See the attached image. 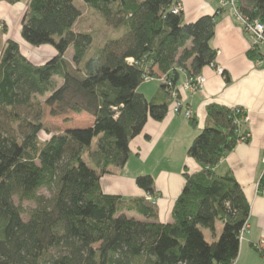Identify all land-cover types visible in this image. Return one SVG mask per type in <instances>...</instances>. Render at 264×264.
<instances>
[{"label":"trees","instance_id":"16d2710c","mask_svg":"<svg viewBox=\"0 0 264 264\" xmlns=\"http://www.w3.org/2000/svg\"><path fill=\"white\" fill-rule=\"evenodd\" d=\"M81 1L122 29L120 37L100 47L91 32L77 31L74 0H27L21 42L7 37L0 47V264H233L250 205L233 175L214 168L241 136L249 139L242 108L206 107L207 125L187 149L200 170L184 173L170 222L156 220L151 175L136 178L146 197L106 194L100 185L125 166L147 120L165 117L182 73L194 82L215 60L210 41L224 6L186 22L182 10L172 12L175 0ZM235 4L264 25V0ZM22 42L52 46L55 54L36 63ZM259 46L249 57H262ZM144 81L159 83L153 98L138 90ZM46 108L52 116L85 112L93 121L60 130L45 122ZM189 121L197 126L193 115ZM43 188L49 196L39 193ZM258 189L264 191V171ZM14 198L34 203L26 219ZM204 229L214 239L207 241ZM253 248L264 259V248Z\"/></svg>","mask_w":264,"mask_h":264},{"label":"crops","instance_id":"0c3cea01","mask_svg":"<svg viewBox=\"0 0 264 264\" xmlns=\"http://www.w3.org/2000/svg\"><path fill=\"white\" fill-rule=\"evenodd\" d=\"M175 1L181 5L186 22L223 8L219 0ZM0 5L10 6L6 2H0ZM22 8L23 6L17 9L21 11ZM12 38L21 42L19 30ZM24 45L27 48L22 42V46ZM210 45L215 49L216 56L212 62L213 67L207 65L201 70V75L205 78L203 87L197 90L181 89L186 80L182 73L177 85L183 102L181 112L174 113L169 105L162 120L149 118L141 133L131 140V153L125 166L105 174L100 179V185L106 194L125 198L146 197V193L137 186L136 178L142 174L151 175L154 180L156 220L170 222L174 203L185 184L184 173L200 170L199 164L188 157L187 149L207 125L206 107L215 103L242 108L248 114L245 128L249 139L239 141L215 166L214 171L217 175L231 173L242 187L250 205L248 232L240 241L239 253L233 264H264V259L253 248V245L264 248V192L261 193L258 189V182L264 171V45L256 50V53L262 55L261 58L249 57L252 40L229 10H223L219 14ZM41 47L45 48L47 54L45 61L54 56L52 46ZM215 66H220L222 73H217ZM158 87L159 85L148 95L140 92L150 99L158 93ZM186 109L191 110L196 118V127L184 116ZM135 216L141 218L139 215Z\"/></svg>","mask_w":264,"mask_h":264},{"label":"rangeland","instance_id":"374dc122","mask_svg":"<svg viewBox=\"0 0 264 264\" xmlns=\"http://www.w3.org/2000/svg\"><path fill=\"white\" fill-rule=\"evenodd\" d=\"M26 1L27 0H22L20 1V3H18V5L17 4L10 5V6L0 5L2 7V9H0V14H1L0 16H3V17H0V47L4 44V41H3L4 39L10 36L13 37V35H17V32L20 29V21H21V18L25 10ZM74 4L81 10V16L75 24V29L77 31L91 32L93 34L96 46L102 47L106 40L111 39V38L120 37V34H122L123 32L122 29L114 30L113 28H111L108 24L105 23V21L102 19V17L98 13H96L93 9L87 7L81 0H74ZM22 6H23L22 10L18 11L17 8L22 7ZM224 8H226L224 10H229L228 6H224ZM4 22L6 26L4 25ZM4 27H7L8 33L4 31ZM23 53L26 54V56H28L30 60L36 63L44 62L46 59V55H47L44 47H31L29 45H27V48L23 49ZM65 56L68 60H71V57H72L71 49H69L66 52ZM55 79H56L55 80L56 83L60 82L57 78ZM149 80H156V79L150 78ZM158 85L159 84L155 81H150V82L144 81L140 85L139 91H143L148 95V93H151L152 91H154ZM39 100L40 102H42L43 97H39ZM44 119L46 123L52 126H57L60 130H64L66 128L88 127L89 125H91V122H92V117L85 112H83L82 114L67 112L64 115L52 116L50 115L49 108H46L45 110ZM95 144L96 142L94 141L93 147H95ZM39 193L49 196V192L44 188L41 189ZM14 200L16 204L20 205L22 209H24L25 212H24L23 218L26 219L27 212L31 208L34 207V203L28 202V201L19 202L17 198H14ZM221 231H222V224L221 222H217L216 229H215L216 237L219 236ZM204 235L207 241H210L213 239V235L208 229H204Z\"/></svg>","mask_w":264,"mask_h":264},{"label":"built area","instance_id":"2783aa9c","mask_svg":"<svg viewBox=\"0 0 264 264\" xmlns=\"http://www.w3.org/2000/svg\"><path fill=\"white\" fill-rule=\"evenodd\" d=\"M220 4L223 6H228L229 7V11L232 12L233 16L241 23V25L243 26V30L248 33L249 37L252 40L253 45L258 44V45H264V25L259 22L258 20H248V18L243 15L241 12H239L238 8L235 6V0H220ZM182 10V7L179 3L175 4V6L172 8V12L173 13H178ZM211 67H213L214 65L211 63L210 64ZM215 71L217 73H222V68L219 66H215ZM148 79V78H147ZM162 82H164V77H161ZM205 83V78L202 75H198L195 79L194 82L192 79L190 78H186V80L183 82L182 86L180 87L181 89H194L197 90L201 87H203ZM196 88V89H195ZM180 89L176 86L175 88L173 87V90L171 92V96H172V103H171V110L174 113H179L182 108H183V102L182 99H179L178 96L180 94ZM244 111V116H243V121L247 122L248 120V114L247 111L242 109ZM184 116L186 118H191L192 116V111L189 109H186L184 111ZM245 136H241L240 140L243 141V139H245ZM263 163H264V156H263ZM264 192V191H263ZM149 199H151L150 197H148ZM152 200V199H151ZM248 225L247 222L244 224V226L242 227V229L240 230V234H239V240H242L244 237V234L247 231Z\"/></svg>","mask_w":264,"mask_h":264}]
</instances>
